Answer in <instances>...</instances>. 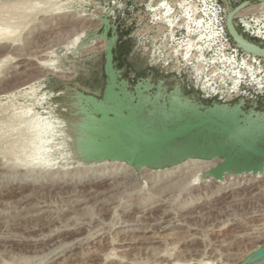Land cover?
Wrapping results in <instances>:
<instances>
[{"label":"rangeland","instance_id":"rangeland-1","mask_svg":"<svg viewBox=\"0 0 264 264\" xmlns=\"http://www.w3.org/2000/svg\"><path fill=\"white\" fill-rule=\"evenodd\" d=\"M1 2H42L48 12L27 19L22 46H0V59L9 58L0 69V264H246L264 245V173L228 175L221 186L205 174L220 160L138 172L117 161L84 164L74 154L79 118L71 96L75 89L101 98L106 79V42L80 47L102 32L110 9L123 43L116 54L122 78L131 86L138 79L155 86L164 81L168 92L179 87L184 96L203 102L187 88L186 77L154 66L156 55L168 52L165 42L141 44L144 34L154 37L155 24L173 32L182 23L192 26L175 16L182 0ZM58 8L65 13L54 15ZM168 8L173 14L167 17ZM125 26L131 34L126 40L120 34ZM45 61L57 72L37 66ZM258 106L264 111L263 101ZM39 138L59 144L68 156L52 166L29 163ZM168 170L177 173L158 177ZM99 172L104 180L126 177L112 191L90 197L87 189L96 186ZM160 226L168 229L150 233V242L142 239V232Z\"/></svg>","mask_w":264,"mask_h":264},{"label":"water","instance_id":"water-1","mask_svg":"<svg viewBox=\"0 0 264 264\" xmlns=\"http://www.w3.org/2000/svg\"><path fill=\"white\" fill-rule=\"evenodd\" d=\"M252 2L236 8L225 1L227 33L234 45L245 53L264 58V46L242 35L234 17ZM102 17L103 30L82 43H107L104 54L105 87L97 97L83 90L71 96L78 109L75 125V158L84 164L122 162L135 171L163 170L190 160L221 162L206 177L223 181L227 175L264 173V111L247 108L245 100L235 104L197 101L184 96L179 87L165 90L164 81L155 86L138 79L133 86L118 68V27ZM155 89V91H154ZM246 264H264V245L251 254Z\"/></svg>","mask_w":264,"mask_h":264},{"label":"built area","instance_id":"built-area-1","mask_svg":"<svg viewBox=\"0 0 264 264\" xmlns=\"http://www.w3.org/2000/svg\"><path fill=\"white\" fill-rule=\"evenodd\" d=\"M189 1L195 3L198 10L188 9L183 10V13H193L195 17L203 16L205 22L211 24V28L203 24L202 28L197 29L206 33L209 39L205 38L195 49L189 50V39L200 36V33L190 34L184 24L176 27L174 32L173 28L160 31V27L155 24L152 31L154 37L151 33L144 34L141 44L165 42L168 52L161 56L157 54L153 61L154 66L165 69V74L186 77L187 88L195 91L206 104L212 102L235 104L240 100L255 105H259V100L264 102V58L237 48L230 39L225 25V1L232 6L251 0ZM185 5L188 6L189 3ZM149 12L152 15L156 13L150 9ZM234 22L243 34L264 45V6L261 3L252 2L242 9L234 17Z\"/></svg>","mask_w":264,"mask_h":264},{"label":"bare ground","instance_id":"bare-ground-1","mask_svg":"<svg viewBox=\"0 0 264 264\" xmlns=\"http://www.w3.org/2000/svg\"><path fill=\"white\" fill-rule=\"evenodd\" d=\"M182 2H183L182 3L183 7L179 8V10L175 14V16H177V18H180L181 21H183V19L186 18L187 21L192 22V26L190 28H188L189 26H187V24H184L188 28V31H189L190 34L195 35L196 33H200V36H198L197 40L189 39V50H193V49H195L198 46L199 42H202L205 38L209 39V36L206 33H202V31L198 30L197 28H202L203 24H206L207 27L211 28V24L208 21L205 22V19H204L203 16H196L195 17L193 13L192 14H190L189 12H187V14L183 13V10H188V9H196V10H198V8L195 5V3H191L189 0H182ZM186 3H189V5L186 6L185 5ZM0 4H2V5H0V46H1V44H4V43H9V44L11 43L10 47H12V46H16V47L17 46H22V44H23L22 42L24 40L23 37H22V34L25 31V29H26L27 19L28 18L35 19L36 16H38L39 14L48 12L47 8L45 9V7H41L40 6V4L42 6L45 5V3L42 4V2H40V4H36V3L35 4H31V2H30V4H25V3L21 4L20 3L21 5L18 4V3H17L18 5L16 3H14V5L16 4L15 6H13V4L11 2H10V4H12V6L9 4V2H8V4L10 6L8 4L4 3V2L3 3L1 2ZM178 4L176 6H174V7L175 8L177 6L179 7ZM262 5L264 6V4H262ZM63 10H64V8L56 9L54 15H62V14H64L65 12ZM171 14H173V13L171 12V9L168 8L166 16L168 17ZM81 18H82V16H81ZM74 21H75V19H74ZM168 22H169L170 26L174 27L173 21H168ZM182 25H183V23H182ZM99 41H103V40H99ZM103 42H105V41H103ZM4 46H6V45H4ZM7 47H9V45ZM106 48H107V43H106ZM175 50H176V48H175ZM50 53H49V56H50ZM20 56L22 57V55H20ZM44 56H46V55H44ZM7 57H4L3 59H0V69L2 68V65L5 64V59H7V60L9 59ZM44 58L42 59L43 61L46 60ZM11 59L12 58H10V60ZM27 59H29V58H27ZM30 61H31V58H30ZM37 66H39V68H41V69L42 68H46V70H50V71H54V72L56 71L57 72V70L55 69V67L51 63V61H47V62L45 61L43 63L39 62V64L37 63ZM36 141H37L36 142L37 146H40V147L37 148V151L34 150L35 151L34 154L32 153V156H30V158H29V159H31V161L29 160V163L32 162L33 164H36V165L40 164L42 166H52L54 164H57V162L59 160L64 159L65 157L68 156V154H66L65 150H63V149L61 150L58 147L59 144H57V143L47 142V141H45L44 138H39ZM175 173H177V172H175L173 170L172 171L168 170V171L165 172V174H166L165 176L163 175V177L162 176H158V177H160L161 179H164V178L167 179V178H169L170 176H172ZM102 176H103V174H101L100 172L98 174H96V178H100V179H97V181L95 183L96 186L91 185V187L89 186V189H87V193H89L90 197H98L101 194H103L104 192L112 191L113 189H115L117 187V185H119L116 182V180H118V179L121 180V179H124L126 177V176L125 177H120V176L117 177L116 176V177H111L109 179H105L106 180L105 181ZM227 176L225 177L226 179H227ZM255 180L256 179L254 178L252 182H254ZM111 181H113V182H111ZM223 181H216V182L220 183L221 186H225L227 183L226 184L221 183ZM26 182H31V181L29 180V181H26ZM99 185H101V186H99ZM86 200H88V199H86ZM85 202H87V201H85ZM167 229H168L167 226H165V227L160 226L156 231L154 229L153 230H149V231H144V232L141 233L142 234V239L144 241L148 242L149 241L148 239L152 238L151 237L152 235L148 236L150 233H162V232L166 231ZM156 237L158 238V236H156ZM154 239H155V237H154ZM152 240H153V238H152ZM147 242H145V243H147ZM152 242L153 241H151V243ZM259 247H261V246L257 245L255 248H259ZM199 264H211V263L210 262H202L201 261V263H199Z\"/></svg>","mask_w":264,"mask_h":264},{"label":"trees","instance_id":"trees-1","mask_svg":"<svg viewBox=\"0 0 264 264\" xmlns=\"http://www.w3.org/2000/svg\"><path fill=\"white\" fill-rule=\"evenodd\" d=\"M238 31H239L242 35H245V34H243V33L241 32V30H240L239 28H238ZM120 34H122V37L125 36V31L120 30ZM120 37H121V35H120ZM246 38L249 39L250 41L256 43V44L263 45L260 41H258V40H256V39L250 38V37H248V36H246ZM230 39H231V38H230ZM121 44H123V43H121ZM263 46H264V45H263ZM117 51H118V48H117V50H116V53H117ZM115 61H116V58H115Z\"/></svg>","mask_w":264,"mask_h":264},{"label":"flooded vegetation","instance_id":"flooded-vegetation-1","mask_svg":"<svg viewBox=\"0 0 264 264\" xmlns=\"http://www.w3.org/2000/svg\"><path fill=\"white\" fill-rule=\"evenodd\" d=\"M118 43H120L121 44V41L119 40V42ZM254 106H256L257 107V109L259 108V106H258V104L257 105H255V103H252V102H248L247 103V107H249V108H252V107H254ZM248 108V109H249Z\"/></svg>","mask_w":264,"mask_h":264},{"label":"crops","instance_id":"crops-1","mask_svg":"<svg viewBox=\"0 0 264 264\" xmlns=\"http://www.w3.org/2000/svg\"><path fill=\"white\" fill-rule=\"evenodd\" d=\"M122 31H125V36L124 37H129L130 36V32L127 29H122ZM125 39V38H124ZM126 40V39H125ZM117 54V53H116ZM117 57V55H116Z\"/></svg>","mask_w":264,"mask_h":264}]
</instances>
